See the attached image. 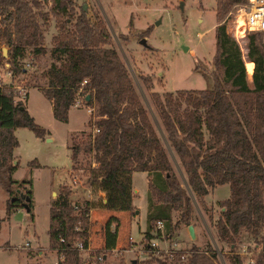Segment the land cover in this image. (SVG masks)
<instances>
[{
  "label": "trees",
  "instance_id": "trees-1",
  "mask_svg": "<svg viewBox=\"0 0 264 264\" xmlns=\"http://www.w3.org/2000/svg\"><path fill=\"white\" fill-rule=\"evenodd\" d=\"M214 1L210 86L159 93L147 91L150 78L138 74L148 107L112 44L100 11H93L94 20L90 21L84 8L74 0H0V43L8 47L5 55L0 52V57L14 74L23 72L19 60L25 53L36 57L45 52L39 19L53 16L57 31L51 36L49 54L55 61L45 70L44 84L35 85L49 101L53 118L62 122L67 120L74 98L88 95L87 99L82 98L81 105L90 102L86 106H93L97 131L73 141L70 160L73 163L80 151L92 152L84 179L90 187L103 192L102 207L133 214L131 172L145 171L146 249L150 248L146 243L151 238L170 240L180 225L194 226L189 190L200 211L206 213L207 226L214 227L211 234L222 257L224 243L230 253L227 260L231 264L241 262L234 247L244 233L260 244L254 264H264V43L256 31L245 34L247 57L252 65L247 79L241 50L223 23L224 17L230 16L232 5L245 0ZM115 35L117 39L126 38ZM82 79L85 82L81 85ZM13 90L11 85L0 86V187L7 193L6 212L21 206L25 195L29 197L27 211L31 209V192L21 189L25 181L12 177L17 166L12 150L18 144L14 128L27 127L37 137L46 131L34 121L22 101L14 100ZM222 183L228 184L229 193L217 201L222 210L213 220L203 197ZM69 194V187L62 185L48 208L49 248L54 250L58 237L63 238V258L57 264H79L78 252L68 245L72 239L80 237L87 244L85 214L89 204L85 200L74 208ZM156 220L162 222L161 232L155 226ZM112 222L116 225L118 217L109 213L103 223L104 248H113L116 243V230H109ZM167 256L168 261L159 262L218 264L210 240L203 247L191 242L187 249L178 248Z\"/></svg>",
  "mask_w": 264,
  "mask_h": 264
},
{
  "label": "rangeland",
  "instance_id": "rangeland-1",
  "mask_svg": "<svg viewBox=\"0 0 264 264\" xmlns=\"http://www.w3.org/2000/svg\"><path fill=\"white\" fill-rule=\"evenodd\" d=\"M74 2L77 6L81 5L84 8L90 21L94 20L93 11L99 10L102 17L104 14L108 21L107 24L103 17L110 34L112 31L114 35L126 37L117 39L115 35L117 43L112 37V44L124 64L127 63L129 66L130 71L127 70L141 98V94L144 96L146 90L140 86L136 77L138 74L148 75L150 78L151 87L147 91L155 90L162 93L176 89L210 86L214 51L212 26L213 23L215 24L214 0H74ZM239 7V4L232 5L229 10L230 16L224 17V28L227 29V19L239 14ZM39 23L43 31L42 43L45 52L36 57L25 53L19 60L23 72L13 73L8 83L17 84L21 88L17 90L15 88L13 91L14 100L19 99L22 103L26 95L24 89L30 87L26 97L27 106L34 116V121L46 131L41 137L35 136L27 127L18 132L19 141L15 157L18 162L12 174L14 178L25 181L21 186L22 191L30 190L31 209L27 211L19 206L6 212L4 208L7 193L0 187V264H25L26 251L28 254H36L37 250L47 247L48 208L62 185L69 187V199L72 203L79 204L86 200L89 204L87 234L90 248L78 251L79 264H161L159 262L161 259L168 261L169 254L163 250L165 247L174 251L178 248L187 249L191 242L198 244L199 247H203L207 240L211 239L214 242L211 234L214 227L207 226L206 213L201 210L204 213L202 216L192 198L195 211V218L192 220L195 231L193 238H190L187 226L180 225L170 240L158 244V250L151 247L146 249L143 232L148 188L146 192L143 171H135L132 176L133 186L137 188L132 200L137 210H135L136 213L134 212L135 215L127 211L111 212L102 207L103 192L93 187L89 188L84 179L88 161L93 159L92 152L80 151L73 163L70 160L73 141L91 133L95 110L91 113L86 111V105H90V102L85 105H72L68 110L66 122L53 118L48 100L36 85L44 84L45 70L51 62L55 61L49 54V50L51 36L56 33L57 28L53 16L45 20L39 19ZM148 26L151 27L150 30L146 35H142ZM229 33L241 50L246 66V77L249 79L252 74V65L247 57L248 49L245 47L246 32L239 25ZM141 37H145L146 44L139 42ZM7 48L0 43L2 55L7 53ZM189 48L193 51H189ZM2 59L0 57V71L3 75ZM6 80L9 79H6L4 75L3 82ZM31 159L34 161L26 164ZM73 178L76 179L73 180ZM228 193V184L222 183L215 185L204 195L205 205L210 207L213 220L220 216L222 210L217 201L227 197ZM109 213H114L118 217L116 225L113 222L109 225L111 230H116L117 235L113 250L103 247V223ZM262 233L264 234V218ZM129 234L134 241L133 246L129 245ZM24 241L29 244L27 249V246H23ZM171 242H174L173 247ZM2 243H6L7 247L1 246ZM221 245L225 252L223 257L215 243L213 245L218 252V255L216 253L217 263L231 264L226 258V255H230L227 245L224 243ZM259 246V243L254 242L246 234H241L234 247L241 257L239 264H254ZM54 251L49 248L42 250V253L35 257V261L29 260L28 263L55 264Z\"/></svg>",
  "mask_w": 264,
  "mask_h": 264
},
{
  "label": "built area",
  "instance_id": "built-area-1",
  "mask_svg": "<svg viewBox=\"0 0 264 264\" xmlns=\"http://www.w3.org/2000/svg\"><path fill=\"white\" fill-rule=\"evenodd\" d=\"M239 8H238V13L241 15L242 18V23L241 26L243 28V30L247 33L249 31H256L259 33L262 42L264 43V0H245L244 3L239 4ZM227 19V18H226ZM225 31L229 33V31H227L226 28H224ZM4 64L2 66L3 72L5 73V75L7 77H10L13 72L11 67L9 66L8 63H6L5 61H3ZM10 81V78H9ZM85 82V79H82L80 81V84L82 85ZM3 84H7V85H11L14 89H21L18 85L16 86V84H10L8 82H3V75L0 71V86ZM81 90V87H78L77 92H79ZM85 99V95L81 94V95H77L74 98L73 101V106H79L81 105V101H83V99ZM86 111L88 112H93V106H86ZM95 131H97V127L93 124L92 125V131L91 134H93ZM93 165V162L91 163ZM74 177V176H73ZM76 178H73V180H75ZM90 188V186H89ZM104 201V199H103ZM73 207L77 208L76 203H73ZM88 209H89V205H88ZM88 209H87V213L85 215H87L88 218ZM155 226L156 228L161 232L162 231V222L160 220H156L155 221ZM110 231H113L109 228ZM129 238V245L133 246V239L131 234L128 235ZM166 241V239H161ZM58 245L56 246L55 253H56V260H55V264H57V261L63 258V249L64 246L62 245L63 243V238L62 237H58L57 239ZM159 243L157 242V238H151V240L147 241L146 245L147 247H151V249H155L158 250L159 248ZM23 245H28L26 243V241L23 242ZM69 248L76 250L77 252L79 251H84L86 249V245L83 244L82 240L80 237H75L74 239H72L69 242ZM171 247H173L174 242H171ZM113 250V248H108ZM130 250V248H129ZM132 250V248H131ZM165 251V253L169 254L171 253L172 249H168V248H164L163 249ZM100 256V255H99ZM99 256H97V258H99Z\"/></svg>",
  "mask_w": 264,
  "mask_h": 264
},
{
  "label": "crops",
  "instance_id": "crops-1",
  "mask_svg": "<svg viewBox=\"0 0 264 264\" xmlns=\"http://www.w3.org/2000/svg\"><path fill=\"white\" fill-rule=\"evenodd\" d=\"M212 26H214V23L212 24ZM246 47V46H245ZM189 51H193V50H191L190 48H189ZM3 60V59H2ZM256 64V63H255ZM254 67H255V65H254ZM5 75V73L3 72V76ZM5 78L6 79H9V77H7L6 75H5ZM250 78V77H249ZM6 82H9V80L7 81L6 80ZM16 86H17V84H16ZM28 87V86H27ZM28 88H30V87H28ZM28 88H26L25 87V91H26V95H25V100L23 101L24 103H23V105H24V107L26 108V110L28 111V113L34 118V116L31 114V112H30V110H29V108H28V106H27V92H28ZM49 102V101H48ZM49 105H50V103H49ZM72 106V105H71ZM70 108V107H69ZM69 108H68V110H69ZM67 114H68V112H67ZM67 121V120H66ZM65 121V122H66ZM22 128H24L23 126H17V127H15L14 128V135L16 136V138H17V141H19V138H18V132H19V130H21ZM17 146H18V144H17ZM17 146H15L14 148H13V150H12V154H13V157H14V160L13 161H17L18 162V160H16L15 159V157H16V148H17ZM134 172L135 171H132L131 172V187H132V200H133V197H134V195L136 194V192H137V188L135 187V186H133V182H132V176H133V174H134ZM144 172V178H145V191L147 192V173L145 172V171H143ZM12 176H13V174H12ZM14 177V176H13ZM212 189V188H211ZM134 205V204H133ZM135 206V205H134ZM136 207V206H135ZM135 210L136 209H134V212H135ZM137 211V210H136ZM136 213V212H135ZM135 213H134V215H135ZM145 213H146V203H145ZM193 232H195L194 231V228H193ZM89 236H88V234H87V244H86V249H89L90 248V245H89ZM157 242L159 243V244H161V243H163L164 242V240H160V239H158L157 238ZM1 246H4V247H7V245H6V243H2L1 244ZM23 246H27L26 247V249L29 247V244L28 245H23ZM23 248V247H22ZM25 248V247H24ZM47 248H49V246L47 245V247H43V249H41V250H37L36 251V254H34V253H30V254H28V252L26 251V253L24 254L26 257V263L25 264H29L28 263V261L29 260H34L35 261V257L37 256V255H40L41 253H42V250H45V249H47ZM49 249H51V248H49ZM105 249H108V248H105ZM51 250H53V249H51ZM125 250V249H124ZM54 253H55V251H54ZM56 254V253H55ZM23 255V254H22ZM23 255V256H24Z\"/></svg>",
  "mask_w": 264,
  "mask_h": 264
},
{
  "label": "water",
  "instance_id": "water-1",
  "mask_svg": "<svg viewBox=\"0 0 264 264\" xmlns=\"http://www.w3.org/2000/svg\"><path fill=\"white\" fill-rule=\"evenodd\" d=\"M97 3H98V2H97ZM98 6H99V3H98ZM99 7H100V6H99ZM101 12H102V10H101ZM102 14H103V12H102ZM103 17H104L106 23L108 24V21L106 20L104 14H103ZM155 23H157V21H155ZM111 35H112L113 39L116 41V43H117L116 37H115V35H114V32L111 31ZM139 42H140L141 44H143V45L146 44L145 37H141V38L139 39ZM119 49H120V48H119ZM120 52L122 53L121 49H120ZM122 56H123V58H124V55H123V54H122ZM124 61H125V60H124ZM125 63H126V61H125ZM125 65H126L127 69L130 71L129 66L127 65V63H126ZM130 73H131V72H130ZM134 82H135V80H134ZM135 84H136L137 88L139 89V86H138L137 82H135ZM141 96H142V98H143L144 103H145L146 106L148 107L147 102H146L144 96H143L142 94H141ZM87 97H88V95L86 94V95H85V99H87ZM148 109H149V108H148ZM149 111H150V110H149ZM150 113H151V111H150ZM151 115H152V114H151ZM152 118H153V120H154V122H155V124H156V121H155V119H154L153 116H152ZM156 125H157V124H156ZM168 151H169V153H170V156H171L172 160L174 161V165H175L176 169L178 170V172H179V174H180V176H181V173H180V171H179V168H178V166H177V164H176V162H175V160H174V158H173V156H172V154H171V152H170L169 149H168ZM182 180H183V179H182ZM183 182H184V180H183ZM186 188H187V186H186ZM187 190H188V188H187ZM188 193H189V195H190V197H191V201H192V196H191L189 190H188ZM21 195H22V194L19 193V196H21ZM12 198H13V197H11V199H12ZM28 200H29V197H28L27 195H25V196H23V200L21 201V207H23L25 210L28 209V205H27ZM196 210H197V212H198L199 217L201 218L202 216H201V214L199 213V211H198L197 208H196ZM187 231H188V233H189V235H190V238H193V236H194V232H193V226H192V224H188V225H187ZM210 240H211V239H210ZM211 241H212V240H211ZM212 244L214 245V242H213V241H212ZM215 251H216V253H217V255H218V252H217L216 249H215Z\"/></svg>",
  "mask_w": 264,
  "mask_h": 264
},
{
  "label": "bare ground",
  "instance_id": "bare-ground-1",
  "mask_svg": "<svg viewBox=\"0 0 264 264\" xmlns=\"http://www.w3.org/2000/svg\"><path fill=\"white\" fill-rule=\"evenodd\" d=\"M227 30L232 32L242 23V18L240 14H235L233 18L227 19Z\"/></svg>",
  "mask_w": 264,
  "mask_h": 264
},
{
  "label": "flooded vegetation",
  "instance_id": "flooded-vegetation-1",
  "mask_svg": "<svg viewBox=\"0 0 264 264\" xmlns=\"http://www.w3.org/2000/svg\"><path fill=\"white\" fill-rule=\"evenodd\" d=\"M20 197H22V195H21ZM20 199H21V198H20Z\"/></svg>",
  "mask_w": 264,
  "mask_h": 264
}]
</instances>
